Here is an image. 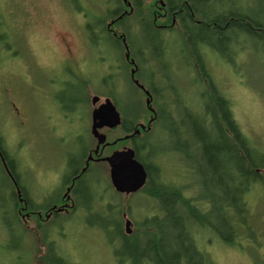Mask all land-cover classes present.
<instances>
[{
    "label": "rangeland",
    "instance_id": "rangeland-1",
    "mask_svg": "<svg viewBox=\"0 0 264 264\" xmlns=\"http://www.w3.org/2000/svg\"><path fill=\"white\" fill-rule=\"evenodd\" d=\"M99 1L0 0V7L9 15L10 24L14 26L12 28L14 32L11 33V29H8L6 36L4 28L0 30V38H3L0 41V129L7 140L9 149L16 152L19 158L23 154L24 162H28L26 167L29 176L33 167H37L35 173L40 174L42 165L57 162L59 154L67 150L74 156L82 152L83 146L79 140L80 136L81 140L85 139L84 136L90 129L92 105L89 100L90 105L86 103L76 105L65 112L72 121L63 120L61 115L63 113L60 110L61 102L58 99L59 91L63 87L66 88L63 82L80 85L82 94L90 91L93 96H100L99 103L104 102L106 97H110L106 95L108 90L112 98L116 99L121 111L125 110L128 98L134 100L133 104L144 103L145 106V95L134 89L126 74L120 77L113 71V65H108V62H113L117 58L120 63L115 68L116 71H125L130 76L129 65L125 66L121 61L124 50L117 49L115 44L112 46L110 42L113 40L110 38L101 39L98 28L93 26L95 18L86 17L88 11L91 15L97 11V13L104 11L102 5L96 7ZM242 1H251L250 8L254 12L256 8L264 7V0ZM239 5L241 7V4ZM78 6L82 10L77 8ZM154 9L158 10L157 7ZM115 22L114 19L111 20L112 24ZM135 22L136 19L131 17L129 25L133 32L131 38L134 43L130 47L134 46L136 50L133 60H137L140 68L147 73L153 65L151 64L148 68L145 65L146 60L149 63L154 49L147 42L145 31L140 38L136 35ZM117 24L115 23L116 26ZM116 28L122 32L118 26ZM158 36L165 43L168 41V47L170 45L163 59L173 65L170 68L169 78L170 83L175 84L173 88L178 93L176 104L173 102L170 107L159 106V109L167 114L166 117L171 116V119L176 121L175 127L179 129L175 130L173 136L169 134L167 136L173 137L176 143L185 148L184 151L178 152L180 160L183 156L187 159L182 164L177 161L175 166L172 157L165 158L164 168L167 169L165 176L167 179L176 180L178 174L182 172L179 177L186 179L185 172L189 173L190 177L186 179L183 186L184 191L186 190L187 194L195 192L197 195L209 194L212 201L218 198V196L214 197L215 195H223V193H221L222 187L219 188L213 181L212 173L207 167L208 158L214 160L215 153L212 146L223 144V139L217 138L215 131L201 121L202 116L206 117L205 113L197 112L201 99L207 98L203 92L206 83L200 84L194 71L192 74H187V64L182 60L184 55L178 49L179 38H168L164 30H161ZM242 42L245 48L241 53V62L236 59L231 62L233 64H230L229 60L228 62L219 57L217 53L209 52L210 67L208 68L217 86L222 90L220 93L226 95L231 101L234 117L241 129L254 140L257 146L261 147L264 146V43L249 38H245L244 41L242 39ZM242 42L239 37L238 45ZM66 43H71L72 51L77 57L80 56L79 60L57 62L67 55ZM128 49L131 50L129 45ZM113 50L116 51L115 55ZM142 51L145 53L142 54ZM159 83L164 85L165 82L159 79ZM156 84L158 86V83ZM178 84L180 93L176 86ZM71 94L73 95V89ZM140 96L143 98L141 99ZM144 109L146 110V106L142 113L145 112ZM139 119L146 121L147 116L141 114ZM167 125L164 122L156 127L160 139L164 141V135L159 132L164 133L166 131L164 127ZM184 130H186L185 134H183ZM161 145L156 146L157 149ZM37 154L40 159L37 160L39 165L34 164V157ZM221 159L223 162V157ZM101 179L105 184H108L110 180L109 177L106 178L105 171ZM10 183L3 169L0 168V264H32L35 263L32 253L35 249L33 235L38 226L33 224V219L27 221L28 226L34 229H29L32 232L27 233L23 244L30 249L24 250L21 256H18L17 244L21 233L10 230L8 222L13 220V216L8 215L10 207L5 202L7 197H10L9 191L12 187ZM258 189L246 197L252 207L250 216L255 218V221L252 219L255 225L252 228L255 238L249 236L244 238V249L221 243H210V245L206 243V245V236L213 235V231L202 229L201 235L199 233L198 244L218 264H264V201L263 191ZM33 198L36 202H42V197ZM46 198L47 202L53 200V197ZM95 198L91 200L89 211L86 210L88 206L84 205L81 211L71 214L69 218L59 215L49 232L50 240L55 239L66 256L79 264H119L114 248L108 244L109 239L112 238L109 235L111 233L103 232L101 225L107 216H115L114 212L104 211L105 201L110 197H97L96 200ZM123 200L124 198L120 202ZM131 203L134 211L129 214V219L133 221L134 229L136 221H140L141 210L147 205V200L144 197H133ZM216 203L212 202L205 206L211 208ZM152 205L146 208H153ZM100 217L103 219L101 220ZM61 232L64 235L60 237Z\"/></svg>",
    "mask_w": 264,
    "mask_h": 264
},
{
    "label": "trees",
    "instance_id": "trees-1",
    "mask_svg": "<svg viewBox=\"0 0 264 264\" xmlns=\"http://www.w3.org/2000/svg\"><path fill=\"white\" fill-rule=\"evenodd\" d=\"M70 1L73 2L77 0ZM238 1L239 3H241V29L244 30L253 27L252 30H250L248 33L249 38L255 36L264 37V21H262L260 24H257V22L255 24L251 22L250 15L245 18V13L251 11V1ZM125 2H130L131 6L129 7L127 4H125ZM160 2H164L167 4V10L169 12L167 18L169 22L171 21L172 16L177 13L176 17L178 21L175 25L176 27H171L170 32H167L165 30L164 31L167 33L168 38H179L180 44L178 46V49L179 51L183 52L182 54L185 57H182V60L185 64H187V74L191 73L192 66L194 65V62H192V60L196 56L197 67L195 68L194 66V72H196L200 84L206 83V87L203 90L205 96L212 97L213 93H211V90H214L222 97L221 100L215 99L211 103L208 112L205 113L206 117L202 116L200 118L201 121L209 126V128H212L215 131L216 137L223 139L224 142L223 144H214L212 146L214 148L213 153H215V156L214 160L208 158L207 167L211 171V173H216L220 170L226 169L232 171L231 175L233 177H236V180H239L241 178V185H238L235 179H233V177L226 173V178H228L229 175V181L223 180L225 178L224 176L220 178V181L217 182L218 187H222L221 193H223V195L217 194L214 197L218 196V198H215L211 201V199L209 198L211 196L209 194L207 196L197 195V197H187L183 192L184 188L181 184L177 183L176 180H173L172 182H169L167 179L164 180L162 183V187L164 188V190L174 192L178 194L179 197H144L145 200L153 204L152 210L155 211V214L152 215L151 211V213L147 215V209L145 208L144 210H142L140 221H136V227L133 234L129 236L126 235V233L124 234V236L127 237L128 240L132 243L131 248H128L129 251H127L130 252L135 259L137 258L138 261V258L140 259L141 257L142 248L151 244H161V254H158L157 252V255H155L154 257V253L156 252V250L149 251V253L146 255V258H143L145 264H218L204 250V248L198 244L200 241L199 233L201 235L202 229L213 231V234L217 235L225 244L239 249H244V238H247V236L255 238L254 231L252 229L255 226L253 223L255 221V218L250 216L252 213V207L250 206L246 197L248 195H252L258 188H260V190L263 191L262 199L264 201V146H257L254 140L248 137L241 129L240 125L234 117L231 101L226 95H222V93H219V89L217 88L218 86L213 77V74L209 72V52H212L214 54L217 53L219 57L228 61L225 55L220 53V51L214 46V43L218 44L219 42L194 43L191 40V36L188 32L187 21H191V19H193V24L195 23V19L203 21V16L201 15L202 13H200L201 11L196 5H207L209 0H176L175 6L173 0H153L152 2L151 0H100L99 2H97L96 7L97 5H100V7L102 5L104 11L102 13H97V11L93 13L94 16L91 15L88 11L86 12V17L95 18L93 26H96L98 28L101 39L110 38L113 40V42L115 38L112 36V34H110L106 25L114 19L116 21L115 23H118V28L124 33V35L127 36V39H125L130 46L134 43L131 38V34H133V32H131V25H129V20L131 19V17H134L136 19L135 26L137 30L135 31V33L140 38L142 32L145 31L146 34V26L150 27V29H154L155 22L153 20V12L156 5ZM77 8L80 9L81 7L78 6ZM2 12L4 13L2 14ZM0 13L2 14L0 15V30L4 28L5 36L8 29H11V33H13L14 31L12 30V28L14 26L10 24L11 19L9 15L1 7ZM97 14L99 15L96 16ZM159 21L160 20H158V22ZM115 23H111L110 26L114 27ZM194 25H196V29L201 31L200 29L203 25V22H201V25L197 23ZM229 30L232 31L233 28L230 27ZM160 31L161 30H159V33ZM223 37H225V35L221 34L219 31L215 32L212 38L222 39ZM229 38H231V35ZM2 39L0 38V41ZM113 42H110L112 46H114ZM167 42L165 43L164 47V49L166 50H168L170 47V45L168 47ZM117 47V49H121L122 51L124 50L122 44H118ZM130 48L131 54L133 56H136V50H134V46ZM244 48L245 47L243 43L241 44V47L237 48L238 55L236 59L240 62L241 53L243 52ZM122 59L124 65L128 66L124 59V56L122 57ZM191 62L193 64H191ZM141 72L142 68H140L138 77L143 78ZM116 73H118L120 77H123L126 74V76L129 78L127 72L125 73V71H116ZM129 82L134 87V89L139 91L140 94H143V92L138 87H136L130 81V79ZM155 83H157V81ZM148 88L151 89V92L154 96L156 95L157 98H163L162 94L160 95L157 93V86L149 84ZM108 92L109 91L107 90L106 95L111 97L112 94ZM142 98L143 97H141V99ZM201 104L202 103H200V105L197 107V112L199 114L204 113L202 111L203 106H201ZM86 105H89L88 101H86ZM155 105H157L158 107H170L168 106L169 103H162L158 99L155 100ZM143 108H145L144 103H140L139 105L135 103L133 105H127V107L125 105V110H122V114L126 118V116L131 115L130 113H133L135 109V112L133 114L134 117L130 118L131 120L136 121L140 118L142 113L141 109ZM160 113H162L161 110ZM158 120V124L163 123V118H160ZM0 146L4 147V157L8 162V165H10V170H12L13 172L14 165H16L17 160H14V154L11 153L12 151L9 149L6 138H4L2 132H0ZM155 150L158 149L156 147H139V149H137L139 160L145 165H152L151 163H154V161L151 159L150 155L151 153H156ZM205 155L208 156L207 152H205ZM221 157H223V162L221 161ZM158 159L159 156L157 155L155 159V165L157 166V168L161 169L160 159L159 162ZM238 164H240L241 167L238 168ZM232 166L233 169H230V167ZM0 168H2L1 164ZM235 170L241 171V177H239V174H237ZM162 176L164 177V175ZM5 177L7 178L8 175L5 174ZM10 184L12 185V183ZM146 193L153 194L152 191L147 190ZM23 198L28 203V212H31V210H42L43 213L47 209L44 206H37L36 204H32L30 200L31 197ZM113 198L116 197L107 198L106 201ZM158 199H160V202ZM80 200L81 197H74L76 205L73 208V211H71V213L69 214L63 213L60 215H64L69 218L71 214H75L76 211H81L80 209L83 208V203H81ZM120 200L121 197H117V204L115 206H109V210H111L109 212H114L115 216H107L105 221L110 219L116 220L118 231L124 233V218H122V213L126 211V206H128V212L129 214H131L134 211V207L133 205L130 206L131 199L128 202H120ZM5 202L10 207L8 215L11 217L13 216V220L11 222H8L10 230L14 231L15 233H21L17 244V247H19L18 256H21V252L30 249L29 246L27 247L23 244V239L26 237L28 232H32L29 229L32 230L34 228L28 226V223L25 224L21 220L20 214L18 213L20 208L18 197H7ZM161 202H163L164 205H162ZM212 202L217 203L212 205L211 208L205 206L209 205ZM127 203L128 205L125 206V204ZM129 214L127 213L128 217ZM33 215H35L34 219L39 222V217L36 216L35 213H33ZM56 215L55 217H52L51 220H44V223L40 221V224L35 234L33 235L35 249H33L32 253L34 255L35 263L79 264L72 261L69 257L66 256V253H64V250L60 248L55 239L50 240L49 232L51 231L52 225L55 224V221L59 216ZM100 218L101 220L103 219L102 217ZM252 219H254V221H252ZM63 221L64 220H61V222ZM102 229L103 232H110V230L106 229L104 226H102ZM59 234L60 237L64 235L63 232ZM108 244H110L114 248V254L119 264H129L127 257L128 255L125 253L124 245L120 244L119 241L115 243V241L113 242L111 240L108 241ZM151 248L153 247L151 246ZM186 251L192 252L194 256L190 257ZM157 258H162L161 263H159L160 261H158ZM35 263L33 262L32 264Z\"/></svg>",
    "mask_w": 264,
    "mask_h": 264
},
{
    "label": "flooded vegetation",
    "instance_id": "flooded-vegetation-1",
    "mask_svg": "<svg viewBox=\"0 0 264 264\" xmlns=\"http://www.w3.org/2000/svg\"><path fill=\"white\" fill-rule=\"evenodd\" d=\"M125 4H127V2H125ZM156 7L158 8V10H155L153 12L154 13L153 20L155 22L153 30L158 35L160 34L159 30H165L167 32H170L171 27H176L175 25L178 21L176 17L177 13L172 16L171 21L169 22L167 18L169 14L167 10V4L164 2H160L159 4L156 5ZM158 20L163 21V23H158ZM110 25H111V21L107 23L106 27L110 32V34H112V36L115 38L114 44L117 46L118 44H122L124 47L123 55L125 61L129 65V71H130L129 72L130 76L127 73L129 76L128 79H130V81L136 87H138L145 95L146 110L144 109L145 112L141 114L146 115L147 120L146 121H142V120L140 121V119L136 121L131 120V118L134 117L133 114L135 112V109L133 113H130L131 115H127L125 118L122 114V111L118 107L116 99L112 98L111 96L109 98H111V100L113 101V103L120 112L121 123L118 126L111 129L107 127L100 129L99 132L105 134L106 139L104 143L99 144V139L94 135V131H93L92 113L95 108V106L92 104L93 95L91 94L90 91H87V94H82L80 85L78 84L74 85V84H70L69 82H63L62 84L66 85V88L63 87L59 91V96H58V99L61 102L60 110L63 113L61 114L63 115V120H67L66 122L72 121L69 115L65 114V112L70 109H73L76 105L81 103H86V101L88 100L92 105L90 129L87 131V135L84 136L85 139L81 140V136H80V140H79V142H81L83 146L81 154L80 155L76 154V156H74L72 152L67 150L64 153L59 154V157L56 160L57 162H53L52 164L46 166L42 165L40 174H36L35 171L37 170V167L36 168L33 167L32 172L29 176L26 167L28 162L26 163L24 162L23 154L19 158L16 152L14 151L11 152L12 154H14L13 155L14 160H17L16 165H14V169L12 172V170H10V165H8V162L6 161L3 154V152L5 153L4 147L0 146V164L2 165L4 173L8 175L9 180L12 183V187L10 188L9 195L10 197H18L19 207H20L18 213L20 214L21 220L25 224L30 219H33L34 221L33 224L34 225L37 224V226H39L41 220L43 221L50 220L52 219V217H55L56 214L60 215L63 213L65 214L71 213V211H73V208L76 205L74 201V197H81L80 200L81 203H83L82 197H92L91 200L94 199L95 197H96L95 200L97 199V197H116L105 202L104 211L105 210L111 211L109 210V206H115L117 204V197H121V199L124 198L123 202H128L130 199L132 201L133 197H156V195L146 193V190L150 191L148 188V176L144 186L135 192H121L115 188L111 180L110 165L108 162L103 160V158L107 156H111L115 152L133 149L135 152V158L139 160L137 155V149H139V147L149 148V147H156L162 144L158 150H155L156 153H151L150 157L154 161V163L151 164L155 165L156 156L157 155L159 156L160 167L162 170L159 168H157V170L160 175H164V176L166 175V171H167V169H165L166 167L164 168L165 158L172 157L175 166L177 164V161H180V164H182V162L184 163L185 161H187L186 157L184 156L180 160V158L178 157L179 151H175L173 149L172 140L170 137L167 136L169 134L166 128L168 125L164 127L166 130V131L163 130L164 133L158 131L159 133L164 135L165 141L164 139H160L159 134L156 131V127L160 125L158 124L159 122L158 119L164 118L166 114L160 113L159 107L155 105V100L158 99L162 103L167 102L169 103L168 106H172L173 102L174 104H176L178 100V96L171 97V95L169 96L167 95L170 94V89H174L173 87L175 86V84L173 83L174 84L173 86V84L170 83V78H169L170 68H172L173 65L168 63V61H164L163 59L164 53L168 51L164 49L165 41L162 39L161 40L162 43L159 46L161 51L160 54L161 59L154 58L156 54L153 53L151 55V58L149 59V63L148 60H146V64H145L148 66V68L152 64L153 68L151 70H148L147 73H145L146 70L142 69L141 73L143 75V78H140L138 77V74L140 73V66L138 65L136 59L135 62H132V59H134V57L131 54V50L130 51L127 50L129 45L128 42L126 41L127 36L124 35V33L120 32L116 28L117 27L116 25L114 27H111ZM124 38L126 39L124 40ZM65 46L67 47L66 49L67 55L64 56V58H62L61 60H58L57 62L66 63L69 61L74 62L76 60H79L80 56L77 57L75 53L72 51L71 43H66ZM236 46L237 48H239L241 47V44L238 45V43L236 42ZM113 52L115 55L116 51L113 50ZM128 52L130 54L129 59L126 56ZM179 52L181 54L183 53L182 51ZM144 53L145 51H142V54ZM121 61H123V59ZM192 62H194V65L192 66V69L194 71V66L195 68L197 67L196 56L195 58H193ZM192 62L191 64H193ZM119 63L120 60L115 58L113 62H108V65L109 64L113 65V71L116 73L115 68L118 66ZM135 65H137L138 69L133 77L131 71L135 67ZM192 69H191V74L193 73ZM113 71L111 69V72ZM135 79L139 80V84L143 85L144 89L141 88L139 84L135 83ZM159 79H162L165 82L164 85H161L159 83ZM156 81L158 83V86L155 83ZM147 83L157 86L158 89L162 88L164 90L163 98L161 97L157 98L156 95L154 96L153 93L151 92V89L148 88L149 84ZM176 86L178 88V92L180 93V85L178 84ZM217 88L219 89L218 91L220 93L222 90L220 89V87ZM72 89H73V95L71 94ZM111 90H115V89H111ZM146 90L150 92V95L152 97L150 106L152 107L153 110L146 103L148 97ZM133 101L134 100L132 98L130 99L128 98L126 102V107L127 105H133ZM141 112H143V109H141ZM169 118L171 119V116ZM0 132H2L1 129ZM109 135L111 137H109ZM166 155L168 157H164ZM34 158H35L34 164L39 165L38 164L39 162L37 161L40 160L38 154ZM142 164L144 165V163ZM104 171L106 172V178L109 177L110 179L108 184H105L101 179V175L103 174ZM181 173L182 172L178 174L176 182L181 184L183 187L186 179L190 177V174L185 172L186 174V179H185L184 177H179L181 176ZM167 180L169 182L173 181L171 178L170 179L168 178ZM110 191H112V193ZM183 192L187 197H197L196 192L193 194L191 193L187 194L186 190ZM23 197H31L30 200L32 204H36L37 206H44L47 209L43 213L42 210H31V212H28L27 210L28 203ZM33 197H42L41 199L42 202L41 201L36 202V200H34ZM46 197H53V200L50 202H46L47 200ZM84 205L86 204L83 203V206ZM126 205H128V203L125 204V206ZM148 205H151V203L147 201V205L144 207V209ZM130 206H132V203L130 204ZM86 208L87 211L90 210V208L88 207ZM142 208L143 207H141V209ZM146 209L148 212L147 215H149L151 211H152V215L155 214V211L152 210L153 208H146ZM125 212L129 214L128 206H126ZM125 212L122 213V218H124L123 221L124 233H125V217H124ZM33 213H35L36 216L39 217L40 219L39 222H37L34 219L35 215H33ZM47 215H50L48 219L46 218ZM134 229H135V224H134ZM133 232L131 234H133Z\"/></svg>",
    "mask_w": 264,
    "mask_h": 264
},
{
    "label": "bare ground",
    "instance_id": "bare-ground-1",
    "mask_svg": "<svg viewBox=\"0 0 264 264\" xmlns=\"http://www.w3.org/2000/svg\"><path fill=\"white\" fill-rule=\"evenodd\" d=\"M175 1L174 2V6H175ZM180 1H188V0H180ZM241 3H239L238 0H209V2L207 3V5H196L199 10L201 11L200 13H202L201 15L203 16L202 19L203 21L200 20H196L195 19V23L194 24H200L201 22H203V25L201 27V31H199L198 29H196V25L193 24V19L188 20V32L191 36V40L194 43H199V42H204V43H214V42H219L214 43V46L220 51V53L224 54L225 57L230 61V64H233L231 62H233L237 55H238V49L236 46V42L237 39L240 37L241 38V42L242 39L244 41L245 38L248 37V33L250 30H252L253 27H250L249 29H241V7L240 5ZM256 12L254 11H249L245 13V18H247L249 15L250 20L252 23L257 22V24H260L262 21H264V7L263 8H256ZM256 13V14H255ZM234 19V20H231ZM147 27V31H146V35H147V42L150 44V46L154 49V53L156 54L154 56V58L156 59H161V51L159 46L162 43V38L160 36L157 35V33L153 30L150 29V27ZM232 27L233 30H229V28ZM223 35H225V37H223L222 39H213V34L215 32H219ZM245 31V32H243ZM246 33V34H245ZM231 35V38H229ZM247 35V36H246ZM228 37V38H226ZM226 38V39H225ZM249 38V37H248ZM249 39H253L257 42H261L264 43V37H250ZM243 43V42H242ZM158 94H162L164 93L163 89H158L157 90ZM212 97H207V98H202L201 102V106H203L202 111L204 113H207L211 103L215 100V99H222V97L217 94L214 90H211ZM152 94V93H151ZM170 95L171 97H175L178 95L177 91L174 89H170ZM204 101V102H203ZM167 115V114H166ZM163 121L166 122L168 124L167 126V130L169 132L170 136H173V134H175V130L177 131L179 128L175 127V122L171 120L168 116L163 118ZM191 132V130H190ZM186 133V130H184V133ZM172 140V144H173V149L175 151H184L185 148L181 147L178 143L175 142V139L173 137H171ZM224 143V142H223ZM159 162V159H158ZM241 167L240 164H238V168ZM144 169L147 173L148 176V188L150 191H152L153 195H156V197H179L178 194L174 193V192H169V191H165L164 188L162 187V183L164 180L167 179L166 176H162L159 174L157 167L155 165H145L144 164ZM230 169H233V166L230 167ZM234 171V170H233ZM237 174H239V177H241V171H236ZM229 174L231 177H233L231 175L232 171L229 170H220L216 173H212V177H213V181L214 182H218L220 181V178L224 177L225 178L223 180H227L229 181V175L228 178H226V175ZM233 179H235L236 183L238 185H241V178L239 180H236V177H233ZM91 198L92 197H82V201L84 204H86L88 206V208H90V203H91ZM160 202V199H158ZM162 205H164L163 202H161ZM180 222V221H179ZM183 223V222H182ZM102 226H104L106 229L110 230L109 235H111V241H115V243L117 241H119L120 244L124 245L125 247V253L128 255H126L128 257V261L129 264H145V261L143 260V258H146V255L149 253V251H155L154 253V257L155 255L162 252V248L160 246H162L161 244H157V245H149L146 246L144 248L141 249V257L140 259L137 258L135 259L134 256L128 252L129 249L131 248L132 243L128 240L127 237L124 236L125 233H121L118 231L117 229V223L116 220L114 219H110L107 221H102ZM208 238V240H207ZM209 241V242H207ZM208 243L210 245L213 243H221L224 245L225 244L217 235L213 234H208L206 236V240H205V244ZM207 245V244H206ZM151 246L153 248H151ZM229 246V245H227ZM129 248V249H128ZM128 250V251H127ZM179 252V251H178ZM187 254L190 257H193L194 254L190 251H186ZM162 259V258H161ZM160 258H157L158 261H160L159 263H161ZM197 260V259H196ZM193 261V260H192ZM163 263V262H162Z\"/></svg>",
    "mask_w": 264,
    "mask_h": 264
},
{
    "label": "water",
    "instance_id": "water-1",
    "mask_svg": "<svg viewBox=\"0 0 264 264\" xmlns=\"http://www.w3.org/2000/svg\"><path fill=\"white\" fill-rule=\"evenodd\" d=\"M128 5L131 6V3L128 2ZM127 50L129 51L128 48ZM126 56L129 59V52ZM132 62L135 61L132 59ZM137 69L138 67L135 65L132 69L133 77ZM135 83L139 84V80L135 79ZM139 85L144 89L143 85ZM146 93L148 96L146 103L151 107L150 104L152 97L149 91L146 90ZM100 100V96L95 95L92 97V104L95 106L92 113V122L94 135L99 139V144H102L105 142L106 135L100 133L99 130L105 127L111 129L118 126L121 123V115L111 98L106 97L102 103H99ZM103 160L110 165L111 180L117 190L121 192H135L144 186L147 174L144 165L135 158V152L133 149L115 152L111 156L103 158ZM49 217L50 215L46 216V218ZM124 217L125 233L129 235L133 232V222L129 219L127 213L124 214Z\"/></svg>",
    "mask_w": 264,
    "mask_h": 264
}]
</instances>
